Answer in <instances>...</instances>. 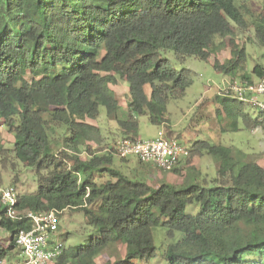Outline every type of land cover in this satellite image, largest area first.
<instances>
[{"label": "trees", "instance_id": "16d2710c", "mask_svg": "<svg viewBox=\"0 0 264 264\" xmlns=\"http://www.w3.org/2000/svg\"><path fill=\"white\" fill-rule=\"evenodd\" d=\"M248 24L264 44V0H0V163L13 155L37 182L34 192L16 196L20 218L9 217L0 204V229L9 234L0 264L19 250L17 233L30 227L27 212L59 215L66 209L82 211L92 234L70 249L59 241L62 252L51 264H96L117 242L125 246L124 257L103 264H139L133 260L143 258L152 264L158 253L163 264H264L263 166L238 160L225 145L195 141L187 163L210 155L218 163L216 177L190 172L179 185L161 180L152 186L111 166L115 144L99 155L92 151L103 135L86 121L104 107L122 138L133 140L134 114L166 125L167 103L184 95L191 74L173 68L165 53L172 51L180 62L190 56L209 61ZM232 54L224 62L215 58L213 68L252 78L238 75L243 48ZM253 71L263 75L258 66ZM121 80L128 84L125 116H119L111 87ZM219 97L228 117L242 114L243 103ZM229 127L237 130V119ZM1 129L12 134L11 148ZM57 132L65 148L87 151L90 158L57 154ZM181 161L170 171L180 174ZM96 171L108 179L98 184ZM155 228L164 230L160 252Z\"/></svg>", "mask_w": 264, "mask_h": 264}, {"label": "rangeland", "instance_id": "374dc122", "mask_svg": "<svg viewBox=\"0 0 264 264\" xmlns=\"http://www.w3.org/2000/svg\"><path fill=\"white\" fill-rule=\"evenodd\" d=\"M235 31V36L225 40V45L215 55L210 56L209 61L190 56L180 62L172 51L165 53L164 56L173 68L180 70L185 67L190 70L191 82L182 97L170 99L167 103L168 123L166 125L151 123L147 114H134L138 122V138L142 140L153 139L158 132L163 131L164 135L177 140L186 148H189L195 141L206 140L210 143L229 147L234 156L240 161L255 162L264 167V115L258 112L255 107L244 103L240 105L242 114L237 117H228L222 110V98H217L219 88L226 84L232 76L213 68L212 62L215 58L219 62H224L232 57L234 50L243 48L246 59L242 63V70L238 75L246 73L256 79L257 73L253 71L255 66L262 69L264 74V44L257 39L254 28L248 24L246 29H236ZM236 79L238 81L239 77H236ZM111 87L120 105L119 116L127 115V82L121 80L117 84L111 85ZM149 90V86L146 85L145 91L148 93ZM244 114L248 115L246 119H243ZM236 119L238 129L233 131L229 127V123L236 121ZM255 120H257L256 123ZM86 121L97 125L103 135L101 144L95 145L92 143L90 146L91 150L95 151L97 155L103 147L114 145L122 138L116 120L106 116L104 107L99 108V116L95 120L87 119ZM58 132L55 134V145L52 146L57 154L66 152L68 156L76 155L81 159L90 158L91 155L87 151L81 150L75 154L65 148L62 137L58 136ZM1 138L5 147H12V134L6 132L5 129H1ZM194 159L193 162L190 161L192 164L187 163L185 157L182 159L177 166L180 174L161 170L152 164L139 162L134 156L125 159L115 156L111 166L121 170L129 177L145 180L152 186H157L161 180L179 185L190 172H200V176L202 175L206 179L216 177L218 163L210 155L201 154ZM103 174L105 176L99 177L98 171L94 173L98 184L108 179L107 172ZM0 185L14 186L18 193H31L37 189L34 171L15 159L13 155L1 160ZM86 222L82 211L66 209L58 215V227L56 232L51 235V239L62 241L67 249L82 244L92 234L91 227ZM153 233L156 235L158 252H160L165 246L162 234L164 230L155 228ZM8 243L9 234L0 229L1 248H5ZM11 254L12 261L20 258L18 249H14ZM124 254L125 246L120 242L113 243L96 257L94 262L103 264L108 260L113 261L116 258H123ZM133 261L139 264H147L145 258ZM152 264H163L159 253Z\"/></svg>", "mask_w": 264, "mask_h": 264}, {"label": "built area", "instance_id": "2783aa9c", "mask_svg": "<svg viewBox=\"0 0 264 264\" xmlns=\"http://www.w3.org/2000/svg\"><path fill=\"white\" fill-rule=\"evenodd\" d=\"M218 95L249 104L264 115V74L256 79L239 78L238 81L231 77L219 88ZM114 149L119 157L134 156L142 163L165 171H170L188 154V148L175 139L165 137L163 131L153 139L122 138L116 142ZM17 194L14 186L0 185V204L11 218H20L14 209ZM25 217L30 221V227L20 230L16 236L20 258L2 264H51L62 252L61 243L51 239L58 227V212H27Z\"/></svg>", "mask_w": 264, "mask_h": 264}, {"label": "crops", "instance_id": "0c3cea01", "mask_svg": "<svg viewBox=\"0 0 264 264\" xmlns=\"http://www.w3.org/2000/svg\"><path fill=\"white\" fill-rule=\"evenodd\" d=\"M163 129H165V128H163ZM194 161H195V159H194Z\"/></svg>", "mask_w": 264, "mask_h": 264}]
</instances>
